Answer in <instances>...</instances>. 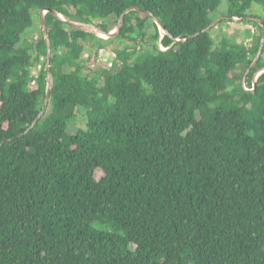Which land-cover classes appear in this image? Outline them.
Returning a JSON list of instances; mask_svg holds the SVG:
<instances>
[{
  "label": "trees",
  "instance_id": "obj_1",
  "mask_svg": "<svg viewBox=\"0 0 264 264\" xmlns=\"http://www.w3.org/2000/svg\"><path fill=\"white\" fill-rule=\"evenodd\" d=\"M222 1L0 0V264H264V47L242 83L264 0ZM131 6L165 31L136 10L113 38L65 21L110 32ZM42 8L64 18L45 13L44 110ZM236 20L249 44L217 30ZM102 46L113 65L92 67Z\"/></svg>",
  "mask_w": 264,
  "mask_h": 264
},
{
  "label": "water",
  "instance_id": "obj_2",
  "mask_svg": "<svg viewBox=\"0 0 264 264\" xmlns=\"http://www.w3.org/2000/svg\"><path fill=\"white\" fill-rule=\"evenodd\" d=\"M131 10H136L139 11L149 17H152L154 19V21L157 23V25L163 30H164V25L160 22V20L151 12L144 10V9H140L137 6H131L129 8H127L125 11H123V13L120 15V25L117 27V30L115 31H110V32H105L103 31L99 26L93 24V23H85V22H79V21H72V20H67L65 19V21L72 27L81 30V31H86V32H94V33H102L107 35V38H113L115 36H117L121 29H122V25H123V21H124V17L125 15L131 11ZM50 11L52 14H54L56 17H61L62 19H64L61 15H59L56 11L54 10H50L49 8H42L39 11V19H40V23L42 26V31L44 33L45 39H46V45H47V57H46V71H47V79H48V85H47V90H46V95H45V99H44V103H43V107L42 110L47 108L49 99H50V95H51V90H52V86H53V77L49 71V67H50V57H51V42L49 39V35H48V29L46 26V22H45V13ZM222 17H219L218 19H216L215 21H213L210 25H208L206 28H204L202 30V32H206L208 31L212 26H214ZM247 19L250 20H255L259 23H261L262 19L258 18V17H247ZM262 27V36H261V42L258 48V51L256 53V56L254 58V60L252 61L251 65L248 67V69L246 70L242 83L244 84L245 82V78L247 76V73L249 72L250 68L255 64V62L258 60V58L261 55V52L263 50L264 47V24H261ZM198 33H195L192 36L197 35ZM179 42H181V40H177ZM264 72V68H262L261 70L257 71L256 73H254L253 77H252V81H253V88H255V83H256V79L259 75H257L258 73H262ZM252 88V89H253ZM40 115H42V112L40 113ZM40 115L38 116V118L28 127L27 131L30 130L31 128H33V126L36 124V122L38 121Z\"/></svg>",
  "mask_w": 264,
  "mask_h": 264
},
{
  "label": "rangeland",
  "instance_id": "obj_3",
  "mask_svg": "<svg viewBox=\"0 0 264 264\" xmlns=\"http://www.w3.org/2000/svg\"><path fill=\"white\" fill-rule=\"evenodd\" d=\"M228 6V2L227 0H223L221 5H220V9H226ZM255 14H259V15H264V9L261 5H255V10H254ZM107 22L109 23V29L110 31H115L117 30L118 27V22L116 20L115 17H111L107 19ZM152 22L153 20H149L148 21V25H149V31L148 33L152 32ZM233 25V26H231ZM250 24L245 22V21H239L236 20L234 22H226V23H222L219 24L217 30H225L228 32L229 35H231L232 37L242 40L245 42L247 39L253 38V33L251 31V27L249 26ZM214 37H216V33H212ZM97 35H99L100 37L103 38H107V35L102 34V33H97ZM245 39V40H244ZM114 47L115 45H122V41L117 40L113 43ZM99 66H103L102 64L97 65V67ZM259 75V73L257 74ZM85 122H86V117L84 114H77L73 119L70 120L68 128H67V132L69 134H74L77 132L78 129L84 128L85 127ZM102 171L100 169H97L95 171V176L97 179H99L102 176Z\"/></svg>",
  "mask_w": 264,
  "mask_h": 264
},
{
  "label": "built area",
  "instance_id": "obj_4",
  "mask_svg": "<svg viewBox=\"0 0 264 264\" xmlns=\"http://www.w3.org/2000/svg\"><path fill=\"white\" fill-rule=\"evenodd\" d=\"M251 27V31L253 33V38H254V34L256 32V29L254 26H250ZM253 38L247 39L245 41V44H249L250 42H252ZM158 45L160 46V48H163L161 43L159 42ZM83 58L84 59H88L91 56V51L90 50H86L85 52H83ZM116 57V53L112 50V49H107L106 47H99L97 48V53L95 56V63L92 64L91 66H97L99 64H102L104 67H111L113 65L114 59ZM41 60H44V58L41 57ZM43 67V64L40 61L35 62V64L32 66V75L33 76H37L39 70ZM45 69L46 66L44 65ZM36 84V80L33 79L32 81V85Z\"/></svg>",
  "mask_w": 264,
  "mask_h": 264
},
{
  "label": "crops",
  "instance_id": "obj_5",
  "mask_svg": "<svg viewBox=\"0 0 264 264\" xmlns=\"http://www.w3.org/2000/svg\"><path fill=\"white\" fill-rule=\"evenodd\" d=\"M231 26H233V25H231ZM35 37V35L33 36V38ZM243 40V39H242ZM245 40V39H244ZM252 83H253V81H252Z\"/></svg>",
  "mask_w": 264,
  "mask_h": 264
},
{
  "label": "clouds",
  "instance_id": "obj_6",
  "mask_svg": "<svg viewBox=\"0 0 264 264\" xmlns=\"http://www.w3.org/2000/svg\"><path fill=\"white\" fill-rule=\"evenodd\" d=\"M46 66V65H45Z\"/></svg>",
  "mask_w": 264,
  "mask_h": 264
}]
</instances>
